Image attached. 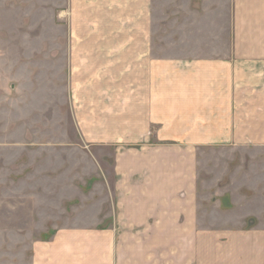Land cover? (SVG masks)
Instances as JSON below:
<instances>
[{"label":"crops","instance_id":"0c3cea01","mask_svg":"<svg viewBox=\"0 0 264 264\" xmlns=\"http://www.w3.org/2000/svg\"><path fill=\"white\" fill-rule=\"evenodd\" d=\"M108 1L107 56L102 63L115 67L140 51L147 54L145 39L152 24L144 20L143 0H138L140 18L121 17L123 23L117 26L120 14L127 12L111 10ZM181 1L167 15L174 27L165 34L178 35L174 42L184 44L200 36L194 41L207 47L205 33L193 35L180 17L212 9L219 17L216 36L209 39L216 55L213 69L199 59L190 69L187 60L170 63L176 68L170 70L173 77H155V70L154 77L124 75L102 83L85 78L89 87L91 82L97 87L93 93L98 98L82 103L75 99L79 109L87 107L85 114L92 107L101 109L104 117L94 124L107 127V138L118 124L125 135L107 158L105 194L78 208L91 209V219L79 223L84 227L55 228L50 242L35 250L33 264H264V214L251 230L198 228L199 148L216 147L226 162L245 154L239 161L249 163L248 175L255 176L256 162L263 163L258 169L264 173V72L259 69L264 66V0ZM86 18L91 19L89 11ZM113 31L118 35L114 41ZM129 35L135 36L130 48L112 56ZM140 58L143 67L145 56ZM194 67L205 73H195ZM75 80L82 82L81 77ZM84 122L79 121L80 128L86 127ZM259 149L263 154H256ZM253 187L247 191L262 195L264 213V188Z\"/></svg>","mask_w":264,"mask_h":264},{"label":"rangeland","instance_id":"374dc122","mask_svg":"<svg viewBox=\"0 0 264 264\" xmlns=\"http://www.w3.org/2000/svg\"><path fill=\"white\" fill-rule=\"evenodd\" d=\"M108 2L111 10L127 12L120 14L117 26L123 23L121 17L140 18L138 0ZM177 5L183 2L143 0L144 20L152 24L144 38L147 54L140 51L113 67L102 63L107 52V0H0V264H33L35 250L50 242L55 228L84 227L79 223L93 213L78 208L105 194L107 158L125 131L115 125L112 138H107V127L94 124L104 117L101 109L95 112L92 107L86 114L87 107L79 109L75 99L80 97L82 103L98 98L93 93L94 81L124 75L154 77L155 70V77H173L169 73L176 71L170 67L174 61L187 60L190 69L200 59L213 69L216 55L209 39L216 36L219 17L212 9L180 17L193 35L205 33L207 47L200 46L201 40L194 41L200 36L187 44L174 42L178 35L167 37L165 31L174 27L167 15ZM155 16L158 19L152 22ZM127 26H131L129 21ZM111 36L116 40L117 32ZM134 38L129 35L111 55L130 48ZM163 42L171 45L162 47ZM88 46L94 52L89 53ZM142 54L145 64L140 67ZM194 69L205 73L203 68ZM75 77L82 82H73ZM86 77L93 79L90 87ZM80 120L85 121V128L79 127ZM237 156L235 162H226L214 146L198 149L199 230H251L263 216L262 195L247 191L253 184L256 191L264 188V173L258 169L263 163H254L255 176L251 177L249 163L239 161L247 155Z\"/></svg>","mask_w":264,"mask_h":264}]
</instances>
